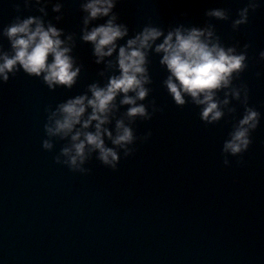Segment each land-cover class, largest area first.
<instances>
[{"label":"water","instance_id":"water-1","mask_svg":"<svg viewBox=\"0 0 264 264\" xmlns=\"http://www.w3.org/2000/svg\"><path fill=\"white\" fill-rule=\"evenodd\" d=\"M15 2L0 0V25L17 15ZM62 2V20L52 19L51 3L46 19L77 35L73 55L83 65L77 84L52 92L21 71L0 85V264H264V61L258 57L264 0L238 31L204 11L226 8L235 18L244 0H118L114 11L129 35L146 23L167 29L210 20L225 45L249 43L241 80L261 121L244 163L229 156L224 165L220 150L232 121L205 125L198 107H177L161 83L167 72L152 54L148 99L163 111L134 125L137 135H152L137 141L135 153L122 156L115 171L93 157L88 174L53 162L63 142L53 152L41 147L45 106L82 93L94 80L104 82L92 46L79 40L78 0ZM20 7L22 16L40 15ZM0 43L8 48L6 39ZM232 103L239 118L243 109Z\"/></svg>","mask_w":264,"mask_h":264},{"label":"clouds","instance_id":"clouds-1","mask_svg":"<svg viewBox=\"0 0 264 264\" xmlns=\"http://www.w3.org/2000/svg\"><path fill=\"white\" fill-rule=\"evenodd\" d=\"M24 9L34 8L40 15L22 16ZM83 13L79 40L92 46L94 63L103 65L94 80L80 94L69 96L53 107L44 108L42 125L43 150L53 152V162L69 171L88 174L85 167L93 157L100 164L115 171L123 157L132 156L136 142H146L152 135L146 131L137 135V120H151L163 111L154 99L149 64L152 54L159 56V64L167 75L162 86L177 107L193 105L199 108V118L205 125H215L230 119L231 129L223 140V164L229 156L243 164L242 154L252 144V133L258 128L261 113L249 104V88L241 80L248 65L249 43L225 45L217 34L216 25L206 20L202 26L178 23L164 27L146 23L129 35V26L119 21L114 11L118 0H78ZM57 13L52 19L63 18L62 0H19L13 4L17 15L10 23L0 25V40L8 41L5 49L0 43V85L23 71L39 78L49 91L72 89L77 84L83 65L73 51L77 45L75 32H65L48 16L47 5ZM260 0H244L232 18L226 8H209L204 16L219 21H230L233 31L249 21L250 12L260 7ZM104 19L103 23L93 21ZM120 41H124L120 43ZM264 61V50L258 53ZM259 77L260 73L257 72ZM147 100V104L143 103ZM236 101L243 111L237 118ZM123 109V111L121 110Z\"/></svg>","mask_w":264,"mask_h":264}]
</instances>
